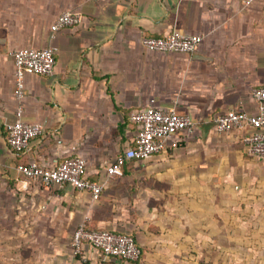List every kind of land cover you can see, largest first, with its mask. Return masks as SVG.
<instances>
[{
    "label": "crops",
    "instance_id": "crops-1",
    "mask_svg": "<svg viewBox=\"0 0 264 264\" xmlns=\"http://www.w3.org/2000/svg\"><path fill=\"white\" fill-rule=\"evenodd\" d=\"M64 12L80 23L53 33ZM174 31L203 41L188 54L143 47L145 37ZM26 47L56 48V65L27 75L18 99L13 54ZM261 86L264 0H0V264H82L71 248L82 223L131 235L142 249L133 262L85 245L83 264H264V157L246 152L251 127L220 133L215 124L229 112L255 114ZM151 99L194 130L110 177L134 144L130 115ZM19 118L45 129L24 152L8 143ZM72 154L105 184L99 200L70 184L46 189L17 170Z\"/></svg>",
    "mask_w": 264,
    "mask_h": 264
},
{
    "label": "built area",
    "instance_id": "built-area-1",
    "mask_svg": "<svg viewBox=\"0 0 264 264\" xmlns=\"http://www.w3.org/2000/svg\"><path fill=\"white\" fill-rule=\"evenodd\" d=\"M258 0H243L244 7H250ZM77 13L64 12L52 27L53 33L66 27H74L80 23ZM203 38L200 35L185 34L174 31L166 37H145L143 47L151 52L188 54L198 50ZM16 75V97L22 99L25 95V78L27 75H49L56 65V48L49 47L41 50L22 48L14 52ZM252 97L257 103V112L248 114L233 111L216 117L215 124L220 133L235 129L251 127L254 131L244 137L248 155L264 157V86L254 88ZM130 120L137 127L133 146L118 155L115 163L108 168L110 177L124 175L123 167L129 161H144L164 153L168 148H177L181 133H192L195 122L187 116L180 115L176 109L162 108L156 99H151L149 106L142 111L130 115ZM8 143L16 152L27 151L31 141L41 136L45 129L40 123H28L17 119L10 124ZM18 172L26 179L41 184L46 189L55 185L70 184L79 191L90 194L94 201L101 198L105 184L92 181L86 176V161L78 155L63 158L56 166L39 165L32 162L21 165ZM85 245H90L107 258H120L126 261H138L142 249L135 238L128 234H118L107 230L90 229L82 223L75 230L71 248L75 258L81 263L88 261L84 253Z\"/></svg>",
    "mask_w": 264,
    "mask_h": 264
}]
</instances>
